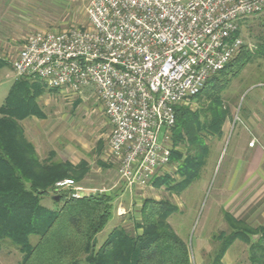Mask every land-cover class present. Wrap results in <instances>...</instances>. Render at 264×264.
<instances>
[{"label":"built area","instance_id":"2783aa9c","mask_svg":"<svg viewBox=\"0 0 264 264\" xmlns=\"http://www.w3.org/2000/svg\"><path fill=\"white\" fill-rule=\"evenodd\" d=\"M86 12V28L31 34L13 70L61 92L96 95L120 178L148 187L168 165L177 106L236 57L241 20L264 12V0H89Z\"/></svg>","mask_w":264,"mask_h":264},{"label":"rangeland","instance_id":"374dc122","mask_svg":"<svg viewBox=\"0 0 264 264\" xmlns=\"http://www.w3.org/2000/svg\"><path fill=\"white\" fill-rule=\"evenodd\" d=\"M88 2L89 0H0V60L4 62V65L0 67V106L6 102L10 110H13L11 105L14 104V101L23 102L13 113V118L19 120L25 130L26 137L33 142L41 160L49 158L56 162H69L73 166H80L84 162L87 164V173L81 179L64 178L72 179L75 183L72 186L63 187L60 191L72 189L73 195L78 193L79 197L104 193L113 196L109 221L104 230L94 237L97 243L96 248L103 245L115 227L124 228L133 236L142 233L144 221L141 210L147 198L167 201L176 206L177 209L167 218L172 227L174 225L181 227L185 221L186 224L191 221V224L196 225L199 222L198 215L195 216L196 218L186 220L187 216L184 217L182 213L184 188H181V185L184 174L180 169L183 164L187 166V157L198 152V149L189 147L186 143L187 135H183L184 141L175 143L171 133L168 144L170 149L168 165L161 174L155 176L162 178L167 175L169 181L164 184H161L160 181H152L148 187L144 185L131 186L120 178L119 160L111 155L109 145L111 125L105 117L103 104L96 95H88L85 92L80 94L54 91L47 87L41 89L36 85V80L31 77H28L30 80L26 79L23 86L20 85L18 88L15 85L17 79L25 78L14 72L13 61L17 58L27 38L39 31H61L72 27L86 28L89 26L86 12ZM241 22L240 36L243 39L241 49L243 52L247 50L246 52L250 56L247 57L248 61L240 73L230 81L223 91L224 99L222 97L221 100V105L226 107V113H229L233 106L236 107L232 125L239 120L246 124L239 113L247 104L248 99L245 97L247 93H264V12L248 16ZM220 86L218 82L214 84V87L219 88ZM12 87L16 89L11 90ZM213 90L212 87L211 90L193 97L183 107L192 112L200 111L199 120L206 122L207 117H211L210 113L217 106V102L208 98V92L213 93ZM229 96L231 98H228ZM236 96H238L237 101ZM26 106H28L27 109H25ZM208 110L210 111L208 112ZM164 131L165 128L160 133V140L163 138ZM201 133L213 134L208 130ZM252 140H256V138ZM229 142L230 139L225 142L224 153L228 150ZM188 148H190V153ZM172 152H174L173 155ZM51 155H53L52 158H50ZM108 175L109 178L106 177ZM117 178L119 182L114 188L111 185L117 182ZM216 179L217 175L215 174L207 186L205 198L208 197L216 184ZM122 180L130 188L123 195ZM77 187L82 189H77ZM58 192L56 189H52L43 197L42 202L50 207L55 206L53 196ZM234 221L240 229L249 228V231L255 233L260 229V225L257 223L251 226L242 220L233 219ZM173 229L175 230L174 227ZM175 232L187 245L190 264H213L212 259L207 255L204 256L203 262H199L192 239L182 238V233L176 230ZM245 242L250 244L252 240L247 237ZM23 255L10 242H0V264H19ZM81 255L85 256V254ZM243 255L242 258H245L247 254L245 255L244 252ZM244 262L249 264L246 260ZM221 263L222 261L218 260L214 262V264Z\"/></svg>","mask_w":264,"mask_h":264},{"label":"trees","instance_id":"16d2710c","mask_svg":"<svg viewBox=\"0 0 264 264\" xmlns=\"http://www.w3.org/2000/svg\"><path fill=\"white\" fill-rule=\"evenodd\" d=\"M238 35H241V27ZM246 51L241 49L236 58L209 78L198 94L214 89L213 93L208 92V98L217 102V106L206 122L199 120L200 111L192 112L183 105L176 108L177 118L171 129L175 143L184 141L185 134L189 147L198 149L187 157V166L183 164L180 169L184 174L181 188L199 175L203 164L207 134L201 132L221 131L227 117L221 105L222 93L246 65L250 56ZM3 65L0 60V67ZM26 79L30 80L28 77L17 79L15 85L23 86ZM35 80L41 89L47 87L41 80ZM217 82L221 85L219 88L214 87ZM20 103L23 102L14 101L13 110L6 102L0 106V242H10L24 254L19 264H190L186 243L167 221L177 208L167 201L147 198L141 210L143 232L133 236L124 228L115 227L99 248L94 237L109 221L113 196L104 193L79 197L70 189L59 191V200L53 196L55 206L44 204L43 197L56 189L57 181L66 177L81 179L87 173V164L73 166L49 158L41 160L19 120L13 118ZM177 155L179 158V153ZM168 179L167 175L155 177L153 182L164 184ZM249 232V228H236L237 234L249 235ZM236 233L225 238L226 243L216 257L219 262Z\"/></svg>","mask_w":264,"mask_h":264},{"label":"crops","instance_id":"0c3cea01","mask_svg":"<svg viewBox=\"0 0 264 264\" xmlns=\"http://www.w3.org/2000/svg\"><path fill=\"white\" fill-rule=\"evenodd\" d=\"M85 93L94 95L90 90ZM245 97L247 104L239 114L246 124L239 120L232 125L236 107L230 108L221 131L206 136V152L199 175L183 189L182 213L187 216L186 220L198 215L199 222L193 225L185 221L183 226L173 227L182 233V238L192 239L199 262H203L206 255L213 264L216 262L225 238L236 233L234 219L251 226L257 223L260 229L256 233L250 231L249 235L236 233L222 253L221 264H245V260L249 264H264V93L248 92ZM235 99L237 101L238 96ZM253 138L257 143L252 147L249 142ZM229 139L228 150L224 153L225 142ZM215 174L216 184L205 198L207 186ZM118 180L111 186L117 187ZM129 189L122 180V195ZM247 237L252 240L250 244L245 242ZM244 252L247 255L242 258Z\"/></svg>","mask_w":264,"mask_h":264},{"label":"water","instance_id":"95a60500","mask_svg":"<svg viewBox=\"0 0 264 264\" xmlns=\"http://www.w3.org/2000/svg\"><path fill=\"white\" fill-rule=\"evenodd\" d=\"M54 198H55L56 200H59V199H60V196H59V195H56Z\"/></svg>","mask_w":264,"mask_h":264}]
</instances>
